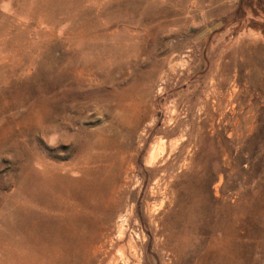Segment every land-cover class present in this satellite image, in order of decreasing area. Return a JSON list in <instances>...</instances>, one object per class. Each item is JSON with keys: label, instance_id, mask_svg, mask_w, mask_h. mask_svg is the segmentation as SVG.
I'll use <instances>...</instances> for the list:
<instances>
[{"label": "rangeland", "instance_id": "obj_1", "mask_svg": "<svg viewBox=\"0 0 264 264\" xmlns=\"http://www.w3.org/2000/svg\"><path fill=\"white\" fill-rule=\"evenodd\" d=\"M261 139L264 0H0V264H264Z\"/></svg>", "mask_w": 264, "mask_h": 264}, {"label": "trees", "instance_id": "obj_2", "mask_svg": "<svg viewBox=\"0 0 264 264\" xmlns=\"http://www.w3.org/2000/svg\"><path fill=\"white\" fill-rule=\"evenodd\" d=\"M264 139H261L260 142H263ZM223 173L221 171H218V173L211 172L210 168L206 170V172H200L197 176L201 180L200 182H212L216 179L217 174Z\"/></svg>", "mask_w": 264, "mask_h": 264}, {"label": "bare ground", "instance_id": "obj_3", "mask_svg": "<svg viewBox=\"0 0 264 264\" xmlns=\"http://www.w3.org/2000/svg\"><path fill=\"white\" fill-rule=\"evenodd\" d=\"M222 75V74H221ZM219 79V78H218ZM223 79V78H222ZM219 82V81H218ZM214 83H215V81H214ZM214 83H213V85H214ZM217 83V82H216ZM218 85V84H217ZM218 87V86H217ZM216 89V88H215ZM216 91V90H215ZM214 91V92H215ZM217 93V92H216ZM215 96V95H214ZM121 165V164H120ZM128 179V178H127ZM159 232V231H158ZM170 251V250H169ZM133 256V255H132Z\"/></svg>", "mask_w": 264, "mask_h": 264}]
</instances>
